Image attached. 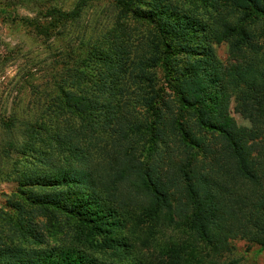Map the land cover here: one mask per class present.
<instances>
[{"label": "trees", "instance_id": "trees-1", "mask_svg": "<svg viewBox=\"0 0 264 264\" xmlns=\"http://www.w3.org/2000/svg\"><path fill=\"white\" fill-rule=\"evenodd\" d=\"M205 1L208 21L167 20L165 8L144 15L134 9L140 0L119 1L133 20L154 26L171 91L151 88L139 124L121 114L114 93L89 100L68 91L23 121L18 150L6 137L17 186L5 202L21 238L41 243L43 217L49 227L75 225L91 250L13 246L0 249V264H240L230 257L233 240L264 248V141L248 140L264 133V49L252 28L264 24V0ZM213 42L227 44L226 71ZM146 67H156L153 56L137 68ZM165 95L195 114L192 127L169 117ZM232 98L250 129L236 126Z\"/></svg>", "mask_w": 264, "mask_h": 264}, {"label": "rangeland", "instance_id": "rangeland-1", "mask_svg": "<svg viewBox=\"0 0 264 264\" xmlns=\"http://www.w3.org/2000/svg\"><path fill=\"white\" fill-rule=\"evenodd\" d=\"M119 1L0 0V249L20 246L43 250L61 247L84 253L91 250L86 245V235L69 223L54 228L45 225L47 221L43 217L36 218L37 223L43 221L41 227H37L39 244L34 243L36 239L30 234L21 238V232L13 226L15 217L10 218L11 209L5 201L17 186L14 179L16 156L6 152L5 140L13 136L12 143L18 150V143L23 142V121L40 117L50 106L52 96L64 98L66 92L77 91L89 100L96 93L116 94L122 104L121 114L138 123L145 116L146 96L151 88L158 91L164 83L171 92L163 82L162 55L155 49L158 43L154 26L133 20L123 12ZM148 1H151L149 7L140 0L135 2L140 7L134 9L148 15L151 10L162 12L165 8L167 20L180 14H201V18L208 21L213 14L205 0ZM163 23L167 25L168 21L165 19ZM252 28L264 49V24L257 22ZM212 46L226 71L227 44L213 42ZM151 56L156 67L137 68L142 66L143 58ZM195 80L189 78V84ZM165 98L171 109L169 117L192 127L195 114L184 109L174 97L165 95ZM235 105L232 98L229 108L236 126L250 129V122L234 111ZM64 109L59 110L65 112ZM12 118L11 126L5 127L4 123ZM77 120L72 119L74 126L78 125ZM190 132L199 141L203 140L195 130ZM81 138L86 153V135ZM89 138L96 142L93 136ZM248 140L264 141V133L249 136ZM231 243L230 257L238 258L240 264H264V248L242 240Z\"/></svg>", "mask_w": 264, "mask_h": 264}]
</instances>
